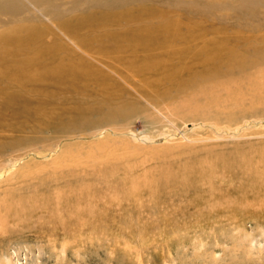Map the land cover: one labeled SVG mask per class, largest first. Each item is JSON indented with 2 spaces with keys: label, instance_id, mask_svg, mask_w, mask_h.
I'll return each mask as SVG.
<instances>
[{
  "label": "rangeland",
  "instance_id": "1",
  "mask_svg": "<svg viewBox=\"0 0 264 264\" xmlns=\"http://www.w3.org/2000/svg\"><path fill=\"white\" fill-rule=\"evenodd\" d=\"M18 1L27 14L0 0V103L6 76L40 71L30 55L48 45L60 46L48 60L74 52L105 82L24 85L27 99L47 94L57 130L24 122L15 131L3 110L0 206L11 210H0V264H264V60L243 58L264 57V0H124L104 11L145 15L95 18L71 34L48 11L72 19L84 5H38L39 19ZM142 24L168 27L148 54L97 49ZM33 26L41 38L24 36ZM22 197L31 210H17Z\"/></svg>",
  "mask_w": 264,
  "mask_h": 264
},
{
  "label": "bare ground",
  "instance_id": "2",
  "mask_svg": "<svg viewBox=\"0 0 264 264\" xmlns=\"http://www.w3.org/2000/svg\"><path fill=\"white\" fill-rule=\"evenodd\" d=\"M48 1H52V0H48ZM48 1L47 0H24L23 2L27 6L29 5L31 8H33V10L35 9L38 12L37 18H39V19H40V16H44V15H43V11L39 12L40 9L38 11L36 6L44 5V11H46L47 9L49 10L50 6L55 7L56 10H58L56 5L63 6V4L66 3L65 0H61L60 3L57 2L55 5H53V3L49 4ZM123 3H124V0H112L109 2H106V1L101 2L99 0H74V1L70 0L67 2V5L70 7V9L73 10V9H76L75 7H78V6L80 7V5H84L88 11L86 13H84L83 15L76 17V18H72V19L64 18L62 15H60L59 17L55 15L56 16L55 17L53 15V13L50 14L51 12H49V11H48V13L51 16V18L54 19L55 22L58 23L59 27H61L65 33L71 34V33H74V31H76V30H81L82 28H85V26L92 24L91 21H93L95 18H97V19H103L104 18V19H109V20L119 19V17H120L119 14H124L123 12L116 14L115 11H113V12L104 11V6H107L110 10H111V7H114L116 9L117 8L120 9L119 5H122ZM7 4L9 5V7L11 9H13V10L21 9L22 11H24L27 14L28 9L26 8V6H24V4L21 1L7 0ZM45 5H47V6H45ZM64 8H66V7H64ZM69 11H71V10H69ZM145 13L146 12L144 10H142L140 13H138L137 9H134V6L131 5L130 7H128V10L125 12L124 17H126L127 15H131L132 17H136V19H138L139 16L141 17V16L145 15ZM28 16L30 19H32L31 21H33V19L36 18L33 14H29ZM39 19H38V21H39ZM47 19L49 20V18H47ZM33 22H35V21H33ZM37 26H33L34 28L32 30H30V32L26 33L24 36H26V37L27 36H36V37L41 38L42 32L38 31L36 29ZM143 26H145V25H143ZM93 31L97 32V30H93ZM164 31L168 32L167 26L155 25L153 27L150 24H148L145 27L141 26L140 28H137L134 30H125V31L121 30V31L117 32L118 34L113 39V42H109L106 39L107 46L101 45L102 47L100 46L97 49L105 51V53L109 56L115 54L116 52H122L123 51L125 53H129L131 56L130 60H132V55H134V57H136L135 56L136 52H145L148 54V51L153 49L154 48L153 45L158 42V39H157L158 35L163 33ZM103 36H105V35L103 34ZM103 36H101V37H103ZM72 38L68 37V40L70 42H74V40ZM104 38H108V36H106ZM79 41H80L79 43L84 44L81 39ZM110 41H112L111 38H110ZM101 42H103V41H101ZM10 43H11V45H16V47L19 46L23 52V54H22L23 56L31 53L30 47L32 48V46L29 45L28 42H25L22 39H19L16 37L10 38ZM159 45H163V43H161ZM76 46H77V48L79 47L77 44H76ZM58 47H60V46H54L53 47V45H48V46L41 48L40 52H35V53H32L30 55L32 57H35L40 62V71L38 68V70H36V71L12 73V75L6 76V78L8 80H10V84H11L10 86L11 87H8V89H7V93H8L7 98L2 103H0V126L6 122V121L5 122L3 121L4 119L2 116L3 110H5L6 108L11 109L13 116L15 117V119L14 120L12 119L11 122L7 121V122H10L9 126L12 127L13 129H15V131H16V129L20 131L21 129H18L20 127L19 125L21 123H24V122H25V124H27L28 122H32V125H34V123L42 124V125L48 124V126L52 127V128L55 126V125H50L53 122L54 118L52 116L50 101L45 96V95H47L45 92H44V94H40V99L30 100V99L26 98L27 96H29L31 94L32 91H28V89H26V86H24V85H27L30 83L35 84V81H37L38 79H40V87L42 84L48 83L50 81H54L57 84H62L63 82H66V80L69 78H71L69 83L71 85H74V86L76 85L77 82L79 83L82 81H84V84H86L88 79H90V78L95 80V81H92L91 83H94V82L104 83L105 82V76H104V73L102 71H100L97 68L96 69L93 68L91 66V64L88 62L86 63L83 58H81V57L78 58L79 56L75 57L74 52L49 55L50 60H48V53L54 49H57ZM221 49H222V47H221ZM221 49H214V51H213L214 55H211V54L210 55L213 57L216 56L217 58L220 57L221 56V54H220ZM232 52L234 54V52H237V50H233ZM92 53H93V51H92ZM117 54L118 53H116V55ZM207 55H208V53H207ZM109 56H105V57H109ZM121 56H122V54H121ZM111 57H114V55ZM119 57H120V55H119ZM119 57H117V58H119ZM204 58H207L206 55L203 56L202 60ZM243 58L244 59L250 58L251 61H254V63H259L260 60H264V57L259 56V55L249 56V57L243 56ZM141 59H143V61L145 63H154V61L151 60V57L146 56V55H145V57H143ZM141 59L132 62V65H133L132 68L135 71H138L140 64H137V63ZM236 59H237V57H236ZM98 60H101V58H99ZM238 60L240 61V59H238ZM245 62H247V61H245ZM212 63H214V62H212ZM154 64H156V62ZM193 70H195V68ZM188 72H190V71H188ZM195 73H196V70H195ZM87 76H89V77L87 78ZM17 84H19V85H17ZM29 89H32V88H29ZM51 100H52V98H51ZM53 129L57 130L55 128H53ZM67 129H68V125L66 127H64L63 122H62L61 123V129L58 131V133L59 134H66V133H68ZM23 137H27V136L19 135L18 138H16V139H21ZM26 139H28V138H26ZM26 139L18 140V141H15L13 143H12V141H10L11 144L9 143L10 144L9 146H13V145L17 146L18 144L22 143ZM1 149L2 148L0 146V150ZM66 156H63L60 159H58V161L60 163L58 161L57 162L59 164H61V163L63 164L65 162L64 160H66V158L69 157V156H67V157ZM59 164L55 163V165H59ZM23 177H24V175H23ZM10 195H11V193L8 192L4 197H8ZM24 198L25 197H22V199H23V201H25V203L20 206V204H19L20 202H19L18 204L20 207H18L17 210L20 209V211H21L23 209L22 211H24V207H23L24 205H26V207H25L26 210H27V208H29L31 210L32 207L34 206L33 202H29V199H24ZM20 200L21 199H19V201ZM1 205L2 206H0V210H2V211L3 210L4 211H10L11 210V208H10V210L6 209V207L8 205H5V204H1ZM9 207H7V208H9ZM15 213L18 214L17 211H15ZM19 214H20V212H19Z\"/></svg>",
  "mask_w": 264,
  "mask_h": 264
}]
</instances>
